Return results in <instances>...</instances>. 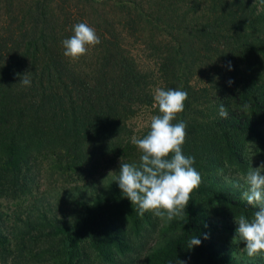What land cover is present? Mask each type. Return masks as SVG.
Segmentation results:
<instances>
[{
    "label": "trees",
    "instance_id": "obj_1",
    "mask_svg": "<svg viewBox=\"0 0 264 264\" xmlns=\"http://www.w3.org/2000/svg\"><path fill=\"white\" fill-rule=\"evenodd\" d=\"M89 2L94 7L97 0ZM106 2L103 0V3ZM110 2L113 6L106 4L121 11L122 19L118 22L125 25V35L117 32L121 30L113 18L94 7L88 19L101 43L89 47L87 54L78 60L65 57L62 46V41L73 35L72 26L80 23L81 12L77 2L64 5L63 0H44L41 4H32L27 17L35 21L33 13L36 11L44 16L39 35H26L23 32L25 28H21L20 37L10 40L7 36L16 31L9 26L6 29L0 26V90L5 85L12 87L11 84H20L22 75L19 74L22 72L33 83L31 87H25L20 98L21 117L11 115L16 110L10 109L16 105L1 98L0 127L5 125L6 129L9 128V138L0 136V155L12 154L11 148L15 147L23 153L17 164L19 168L13 170L9 177L7 174L0 175L3 186L8 181H17L18 188H27L28 176L22 169L34 163L29 157V148L33 146L43 150L59 146L47 149L43 156L61 158L68 163L64 165L72 169L80 168L88 160L91 146L94 151L99 148V143L108 148L115 146L107 151L121 150L123 140L131 137L129 120L142 107L153 108L156 86L188 93L184 111L177 115L173 123L204 119L207 115L198 107L200 99L209 97L213 91L216 104H225L228 118L224 119L219 114L214 130H211V141L205 144L208 154L221 153L223 162H231L233 158L242 160L250 140L259 141L264 148L260 132L264 124V79L259 68L260 62L264 61V36L258 35L260 42H257L247 32L249 28L264 31V18L256 16L251 19L239 14L241 4L250 0H232L229 3L233 6L225 11V0ZM15 4L18 0H0V13H6ZM53 5L56 7L51 8ZM160 20L163 22L158 29L176 31L174 40L165 43L164 35L159 37V34H154L151 41H143L145 33L149 39V31H159L155 25ZM150 26L151 30L148 29ZM243 26L244 33L237 37L233 31ZM111 31H115L116 35H111ZM244 39L247 41L244 42ZM198 41H203L206 47ZM134 43L141 48L136 49ZM190 45L194 46L191 53V57L196 56L194 60L187 57ZM214 45L215 52L212 53ZM17 47L21 49L15 51ZM233 51L239 52L240 56L233 55ZM215 54L219 55L218 59L226 61L229 69L232 64L239 65L234 74L235 84L229 85L223 73L214 75L217 72L213 64ZM141 58H148L155 67L146 69L149 64L141 63ZM198 60L199 71L206 76L208 73L211 75L207 76V86L197 91L190 80L192 68L196 69ZM203 66L208 69H202ZM222 87L223 95L220 94ZM32 89L37 99L28 97ZM24 98L27 100L22 102ZM245 105H248L247 109ZM152 113L157 115L158 109L153 108ZM13 118L19 119L18 124L11 122L8 125ZM235 197L238 198V195ZM230 203L238 208L237 214H240L239 208L247 209L245 213L250 218L258 210L234 199ZM185 223L187 237L175 239L170 246H165L157 254L159 264H180V261L185 264H238L207 236L195 207H191ZM216 228H230V224L220 223ZM194 236L201 239V244L188 249V242ZM205 236L208 238L205 239Z\"/></svg>",
    "mask_w": 264,
    "mask_h": 264
},
{
    "label": "rangeland",
    "instance_id": "obj_2",
    "mask_svg": "<svg viewBox=\"0 0 264 264\" xmlns=\"http://www.w3.org/2000/svg\"><path fill=\"white\" fill-rule=\"evenodd\" d=\"M43 1L18 0L14 8L6 13H0V26L5 29L9 26L8 28L16 31L15 34L7 36L10 40H17L20 37L21 28H25L26 31L23 32L26 35H39L43 14L37 11L33 13L36 16L35 21L27 15L32 4H41ZM106 1L112 5L110 0ZM231 1L225 0L226 6L223 11L229 7L231 9L233 6L229 3ZM76 2L81 12L80 23L92 25L88 17L93 14L92 9L95 7L98 12L106 13L113 18L121 30L117 32L125 35V25L118 22L121 21L118 19H122L121 11L103 3V0H97L94 7H91L89 0H63L64 5ZM50 7L55 8L56 5ZM50 7L47 8L48 11ZM263 13L262 0L244 2L239 8L241 16H249L251 19L256 16L263 19ZM122 21L124 22V18ZM162 22L160 20L155 28L161 27ZM148 29L151 30V26ZM243 29L244 26L233 32L239 37L244 33ZM158 30L149 31V39L145 33L143 41L147 43L151 41L152 35L159 34V37L164 35L165 43H170L177 34L176 31ZM247 32L257 42H260L257 39L258 35L264 36V31H254L252 28ZM111 35H116V32L111 31ZM246 41L247 39H244V42ZM198 42L206 47L203 41ZM134 47L141 48H138L136 43ZM215 47L216 45L212 53L215 52ZM20 49L21 47H17L15 51ZM193 49L194 46L190 45L187 57H191ZM203 49L202 53L205 52ZM232 54L240 56L237 51H233ZM192 57L194 60L196 56ZM192 57L189 60H192ZM218 58L219 55L215 54L213 64L217 72L214 75L223 73L227 83L231 80L232 85L235 84L234 74L239 65L232 64L229 69L226 61ZM140 62L149 64L146 69L155 67L148 58H141ZM247 64L251 65L250 62ZM259 68L264 79V61L260 62ZM202 69L208 68L203 66ZM22 73L19 75L23 76ZM192 73L190 82L194 85V90L198 91L207 86V76L211 73L206 76L199 71V60L196 69L192 68ZM262 83L264 85V80ZM11 85L12 87L5 85L4 89L0 90V104L3 102L1 98L15 104L16 106L10 110L16 111L11 115L21 117L20 98L25 86ZM223 89L224 87L220 90L221 95ZM214 96L215 91L209 97L200 99L198 107L207 115L204 119L186 122L187 136L182 146L183 154L195 158L193 167L200 173L202 182L190 193L189 204L182 216L168 221L166 218L154 216L151 211L140 215L137 206L123 197L115 181L119 174L121 157L127 163L136 165L140 163V153L131 143V138L143 137L149 131L148 125L153 116V108L145 106L129 120L131 137L123 140L121 150L107 151L113 150L115 146L108 148L99 143V148L94 151L91 146L88 160L78 169L65 166L64 164L68 163L61 158L43 156L47 149L59 146L47 147L45 150L37 146L29 148L30 160L34 163L22 169L28 176L27 188L23 190L18 188L17 181H6L5 186L0 181V264H154V260L159 264L157 254L165 246L168 244L170 246L175 239L187 237L185 220L192 206L195 207L198 218L203 221L207 236L218 247L223 248L234 262L264 264V254L250 258L244 251V242L238 237L234 239L238 228L234 217L244 215L251 218L246 216L247 209L239 208L240 214H237L238 208L230 203L234 199L250 206L242 199V193L247 190L248 185L241 177L245 176L251 167H259L264 162V148L259 141L250 140L245 147L242 160L233 158L232 163L223 162L221 153L208 154L205 144L211 141V130H214V123L220 116V105L225 107V104H216ZM28 97L37 99L35 90L32 89ZM26 100L24 98L22 102ZM18 120L13 118L8 125L11 122L17 125ZM260 132L264 138V124ZM0 136L9 138V128L6 129L5 125L1 128ZM11 151L12 154L0 155V175L7 174L9 177L13 170L19 168L17 164L23 154L22 150L15 147L11 148ZM226 222H229L230 228H216L218 224Z\"/></svg>",
    "mask_w": 264,
    "mask_h": 264
},
{
    "label": "clouds",
    "instance_id": "obj_3",
    "mask_svg": "<svg viewBox=\"0 0 264 264\" xmlns=\"http://www.w3.org/2000/svg\"><path fill=\"white\" fill-rule=\"evenodd\" d=\"M72 32L73 35L62 41L63 54L71 60H78L87 54L89 47L101 43L95 28L87 23L74 24ZM31 83V79L24 74L20 84L31 87ZM232 83L230 80L229 85ZM187 98L188 93L180 89L155 88L153 108L158 109V114L151 116L146 135L131 138V143L140 153V163H127L120 158L115 181L123 197L137 206L140 215L151 211L154 216L168 221L182 216L189 204L190 193L202 182L200 173L193 167L195 158L183 154L187 123L183 120L173 123L177 115L184 111ZM244 108L247 109L248 105ZM219 114L224 119L228 118V111L223 105H220ZM241 178L248 185L242 199L258 210L251 219L244 215L234 217L238 224L234 239L238 237L244 242V251L251 258L264 254V162L259 167H251ZM200 244L201 239L194 236L187 248ZM180 264L185 262L180 261Z\"/></svg>",
    "mask_w": 264,
    "mask_h": 264
}]
</instances>
